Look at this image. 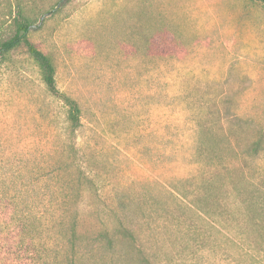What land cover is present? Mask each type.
Segmentation results:
<instances>
[{"label": "rangeland", "instance_id": "1", "mask_svg": "<svg viewBox=\"0 0 264 264\" xmlns=\"http://www.w3.org/2000/svg\"><path fill=\"white\" fill-rule=\"evenodd\" d=\"M57 1L0 0V42L19 2L58 90L81 107L74 140L92 182L76 194L57 173L65 108L25 47L13 49L0 60V264H142L91 238L73 247L75 199L79 232L125 212L152 264H264V4ZM32 167L48 170L35 190ZM214 173L220 203L195 201Z\"/></svg>", "mask_w": 264, "mask_h": 264}, {"label": "trees", "instance_id": "2", "mask_svg": "<svg viewBox=\"0 0 264 264\" xmlns=\"http://www.w3.org/2000/svg\"><path fill=\"white\" fill-rule=\"evenodd\" d=\"M59 1H57V4L59 3ZM259 1L264 4V0ZM14 6L16 9L13 17L15 30L10 37L0 42V60L3 59L6 54H8L13 49L19 46H24L29 57L32 58L33 61H35L39 68L41 80L45 86L46 91L50 95L57 97L61 101L63 107L65 108L66 121V133L64 136L65 139L63 141L64 146L62 151L66 155L65 159L62 162L64 163L63 166H61V168L57 167L56 171L59 175L61 174V172L67 175L68 184H66V187L71 186V191H77L76 194H78L79 186H81L83 183L91 184L92 182L91 177L87 175L85 169L80 164L83 163V161L74 140L76 131L81 124V107L75 98L58 90L55 81V67L51 58L49 57V55L39 49L36 44L31 42L28 37L29 30L32 26V21L24 14L23 8L20 7L21 5L19 2H17ZM206 129V122H203L201 124L200 133H205ZM260 140L261 139L258 138L257 140L253 141V146L257 147L260 144ZM25 166H27V164H25L23 167ZM30 169H32L31 172H33L31 189L35 190V187L37 188L36 185L39 183L40 179L47 175L48 170H45L44 167H32ZM57 173H55V175H57ZM214 175L217 174H212V177L203 176L201 180L202 183L200 188V195H197L195 201L204 203L209 206H216V204L220 203L221 198L219 197L218 191L222 192L220 187L223 188L224 183L222 182L221 185L216 186L214 184V179L216 178L214 177ZM24 186L25 191H28V189H30V187H27V185L24 184ZM233 186L234 190H237V186L234 184ZM244 190L247 194L248 191L246 190V188ZM244 190L242 192H244ZM252 192H260V189L254 187L253 189H250L251 194ZM76 198H79V196L76 195ZM195 201L193 200V202ZM244 201L247 202L248 207L251 210H258L257 208H254L253 201L256 202V200L247 198V200ZM78 202L79 199L77 201L75 199V201L73 202L74 209L71 216L69 215V219L67 220L65 233L67 241L73 244V247H75V245H80V243H83L91 238L94 240L95 244L103 246L105 249L111 250V252L113 253L117 252L116 250L118 249V247L125 249L127 251V256L131 254V251H135V255L139 258V261L142 264H152L151 259L149 258V253L145 250V248L143 251L141 246L138 244L137 234L134 228L131 227L130 219L127 218V214L125 212L122 214L113 212L110 213L107 218L100 216L99 218L102 220L101 225L99 226V229L94 232L92 237H90L83 232H79L78 230ZM56 206V203L50 202L48 205H43L42 208L44 210H51L52 208H56ZM58 209L61 211V214L60 217H57L55 219L58 221L59 225H64L66 214L70 210V207L67 206V202L64 203L63 201L62 203L61 201H59ZM258 214H260L262 218L264 217V211L262 209L258 211Z\"/></svg>", "mask_w": 264, "mask_h": 264}]
</instances>
